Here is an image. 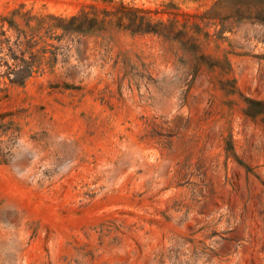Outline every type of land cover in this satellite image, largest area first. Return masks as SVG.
<instances>
[{
    "label": "rangeland",
    "instance_id": "rangeland-1",
    "mask_svg": "<svg viewBox=\"0 0 264 264\" xmlns=\"http://www.w3.org/2000/svg\"><path fill=\"white\" fill-rule=\"evenodd\" d=\"M0 264H264V0H0Z\"/></svg>",
    "mask_w": 264,
    "mask_h": 264
}]
</instances>
